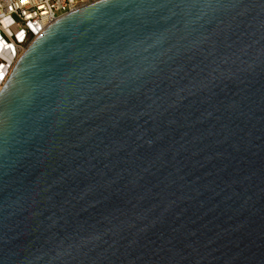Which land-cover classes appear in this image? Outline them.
Returning a JSON list of instances; mask_svg holds the SVG:
<instances>
[{"label":"water","instance_id":"1","mask_svg":"<svg viewBox=\"0 0 264 264\" xmlns=\"http://www.w3.org/2000/svg\"><path fill=\"white\" fill-rule=\"evenodd\" d=\"M0 264H264V0H101L0 90Z\"/></svg>","mask_w":264,"mask_h":264},{"label":"built area","instance_id":"2","mask_svg":"<svg viewBox=\"0 0 264 264\" xmlns=\"http://www.w3.org/2000/svg\"><path fill=\"white\" fill-rule=\"evenodd\" d=\"M98 1L101 0H28L27 3L0 0V45L11 51L9 59L0 52V68L6 66L0 85L7 81L29 45L50 25L60 17Z\"/></svg>","mask_w":264,"mask_h":264},{"label":"bare ground","instance_id":"3","mask_svg":"<svg viewBox=\"0 0 264 264\" xmlns=\"http://www.w3.org/2000/svg\"><path fill=\"white\" fill-rule=\"evenodd\" d=\"M0 52H1V53H2L7 59L10 58V55H11V51H10V49H5L3 46L0 45ZM5 69H6V66H5V65L2 66V67L0 68V81H1V79H2V77H3V75H4ZM9 71H10V70H8V73H9ZM1 87H2V83H1V85H0V88H1Z\"/></svg>","mask_w":264,"mask_h":264},{"label":"snow or ice","instance_id":"4","mask_svg":"<svg viewBox=\"0 0 264 264\" xmlns=\"http://www.w3.org/2000/svg\"><path fill=\"white\" fill-rule=\"evenodd\" d=\"M21 3H27L28 0H20Z\"/></svg>","mask_w":264,"mask_h":264}]
</instances>
